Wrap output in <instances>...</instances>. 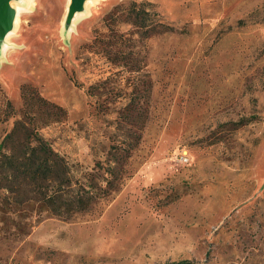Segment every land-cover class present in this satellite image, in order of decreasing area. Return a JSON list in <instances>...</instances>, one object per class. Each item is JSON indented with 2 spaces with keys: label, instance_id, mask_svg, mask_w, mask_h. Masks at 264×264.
<instances>
[{
  "label": "rangeland",
  "instance_id": "rangeland-1",
  "mask_svg": "<svg viewBox=\"0 0 264 264\" xmlns=\"http://www.w3.org/2000/svg\"><path fill=\"white\" fill-rule=\"evenodd\" d=\"M69 4L17 23L0 144L6 99L18 111L35 89L67 112L41 133L75 176L105 186L118 166L119 190L23 240L0 232V264H264V0H91L71 36ZM140 7L173 30L143 35Z\"/></svg>",
  "mask_w": 264,
  "mask_h": 264
},
{
  "label": "trees",
  "instance_id": "trees-1",
  "mask_svg": "<svg viewBox=\"0 0 264 264\" xmlns=\"http://www.w3.org/2000/svg\"><path fill=\"white\" fill-rule=\"evenodd\" d=\"M134 13L130 24L147 37L160 27L173 30L155 22L142 7ZM115 35L124 39L123 34ZM22 95L25 104L18 111L6 99V121L18 117L0 144V232L7 240L14 229L23 240L45 215L70 220L99 201L110 200L119 190L115 183L121 172L118 166L112 167L111 177L101 180L105 186H100L92 173L85 174L84 180L77 178L72 165L41 133L43 128L66 121V110L35 89L25 87Z\"/></svg>",
  "mask_w": 264,
  "mask_h": 264
},
{
  "label": "water",
  "instance_id": "water-1",
  "mask_svg": "<svg viewBox=\"0 0 264 264\" xmlns=\"http://www.w3.org/2000/svg\"><path fill=\"white\" fill-rule=\"evenodd\" d=\"M90 0H70L65 20V30L72 27L74 20L87 9ZM16 0H0V41H3L6 34L16 29L15 18Z\"/></svg>",
  "mask_w": 264,
  "mask_h": 264
},
{
  "label": "clouds",
  "instance_id": "clouds-1",
  "mask_svg": "<svg viewBox=\"0 0 264 264\" xmlns=\"http://www.w3.org/2000/svg\"><path fill=\"white\" fill-rule=\"evenodd\" d=\"M39 0H16V11L15 18L17 23L20 21L21 16L32 15L38 6ZM91 2V0H90ZM76 22L74 21L72 28L75 27ZM72 28L68 29L67 35H72ZM63 36L64 33L62 32ZM20 39L18 30L13 29L4 37L3 41H0V63H3L18 50V44L16 41Z\"/></svg>",
  "mask_w": 264,
  "mask_h": 264
},
{
  "label": "built area",
  "instance_id": "built-area-1",
  "mask_svg": "<svg viewBox=\"0 0 264 264\" xmlns=\"http://www.w3.org/2000/svg\"><path fill=\"white\" fill-rule=\"evenodd\" d=\"M176 159L179 160V162L183 163V164H188L189 163V159L187 157V153H185L184 151H181L180 153H177Z\"/></svg>",
  "mask_w": 264,
  "mask_h": 264
},
{
  "label": "bare ground",
  "instance_id": "bare-ground-1",
  "mask_svg": "<svg viewBox=\"0 0 264 264\" xmlns=\"http://www.w3.org/2000/svg\"><path fill=\"white\" fill-rule=\"evenodd\" d=\"M15 24H17V21L15 22ZM19 26V25H18Z\"/></svg>",
  "mask_w": 264,
  "mask_h": 264
}]
</instances>
